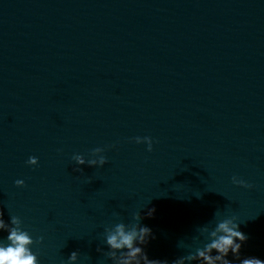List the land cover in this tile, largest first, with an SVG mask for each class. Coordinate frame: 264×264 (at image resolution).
I'll use <instances>...</instances> for the list:
<instances>
[{
	"label": "clouds",
	"instance_id": "clouds-1",
	"mask_svg": "<svg viewBox=\"0 0 264 264\" xmlns=\"http://www.w3.org/2000/svg\"><path fill=\"white\" fill-rule=\"evenodd\" d=\"M135 143L146 144L147 151L153 150V138L150 136L134 137ZM105 148L96 147L90 151V158L85 159L82 154H73L72 160L76 165H88L89 167H103L108 159L104 155ZM38 157L30 156L26 163L30 166L38 165ZM74 171H83L81 167H77ZM232 183L244 188H252L242 178L232 177ZM17 187H24L25 181L18 179L15 181ZM155 209H149L148 215L151 216ZM133 219L137 223L126 225L123 222L116 223L114 226L106 227L105 239L106 245L110 249L105 255L113 261V264H169L167 260L149 259L141 245H146L149 237L152 235L151 229L142 226L139 221L141 219L140 212L133 214ZM13 223H18V217H12ZM3 211H0V228H4ZM201 233H207L206 243L203 247H197L194 253L179 257L171 262V264H185V261H197L198 264H232L227 259L229 253L239 259L240 264H264V260L249 257L240 259V251L242 245L247 241L248 237L239 230V223L235 217H226L218 220L214 228L210 229L205 226L200 229ZM44 237H37L35 240L26 230L13 228L9 230L7 240L9 243L0 244V264H39L37 254H35L28 246L34 243L43 242ZM100 251V249H97ZM213 252L216 254L213 255ZM78 260V252L73 251L68 256V264H75Z\"/></svg>",
	"mask_w": 264,
	"mask_h": 264
}]
</instances>
